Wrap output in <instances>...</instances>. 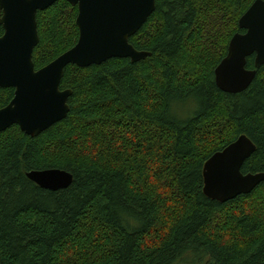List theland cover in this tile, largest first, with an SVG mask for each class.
I'll return each mask as SVG.
<instances>
[{
    "label": "trees",
    "instance_id": "trees-1",
    "mask_svg": "<svg viewBox=\"0 0 264 264\" xmlns=\"http://www.w3.org/2000/svg\"><path fill=\"white\" fill-rule=\"evenodd\" d=\"M253 1L155 0L129 38L148 57L67 66L65 119L0 133V264H264V182L223 204L202 192L204 162L240 135L255 145L241 173H264V65L235 95L213 73ZM76 15L62 0L37 13L36 69L75 45ZM45 169L72 183L26 178Z\"/></svg>",
    "mask_w": 264,
    "mask_h": 264
},
{
    "label": "water",
    "instance_id": "water-1",
    "mask_svg": "<svg viewBox=\"0 0 264 264\" xmlns=\"http://www.w3.org/2000/svg\"><path fill=\"white\" fill-rule=\"evenodd\" d=\"M59 0H0V87L15 88L10 104L0 110V132L16 125L22 133L36 137L65 119L72 91L59 89L69 65L86 68L109 59L144 60L148 52L137 51L129 38L136 34L155 10V0H62L77 8L75 45L38 71L32 51L38 44L36 12ZM244 33L229 40L226 55L215 67L216 87L226 94L245 91L264 65V0H254L238 19ZM253 56L254 69L246 68ZM255 151L245 135L238 136L203 164L202 192L221 204L250 194L264 182V173L242 174L241 168ZM26 178L41 189L58 191L72 183V175L60 169L35 170Z\"/></svg>",
    "mask_w": 264,
    "mask_h": 264
},
{
    "label": "flooded vegetation",
    "instance_id": "flooded-vegetation-1",
    "mask_svg": "<svg viewBox=\"0 0 264 264\" xmlns=\"http://www.w3.org/2000/svg\"><path fill=\"white\" fill-rule=\"evenodd\" d=\"M38 12H42V11H37L36 12V15H37V13ZM36 24H37V21H36ZM3 33H4V30H3V28L2 27H0V37L3 35ZM37 33H38V31H37ZM38 37H39V35H38ZM38 42H39V40H38ZM37 46V45H36ZM35 46V47H36ZM34 47V48H35ZM34 50V49H33ZM64 53V52H63ZM32 54H33V51H32ZM61 55V54H60ZM59 55V56H60ZM56 59V58H55ZM33 62V61H32ZM52 62V61H51ZM49 64V63H48ZM33 65H34V63H33ZM46 66V65H45ZM45 66H43V67H45ZM43 67H41V68H43ZM41 68H39V69H36L35 68V66H34V70L35 71H38V70H40ZM59 89H60V85H59ZM0 90H6V91H8V92H10V96L8 97V98H6V99H4V100H2V103H1V105H0V110L1 109H3V108H5V107H7L9 104H10V102L13 100V98H14V96H15V88H13V87H5V88H1L0 87ZM61 90V89H60ZM61 91H63V90H61ZM13 126V125H12ZM16 126V125H15ZM11 127V126H10ZM8 129V128H7ZM1 133V132H0Z\"/></svg>",
    "mask_w": 264,
    "mask_h": 264
}]
</instances>
